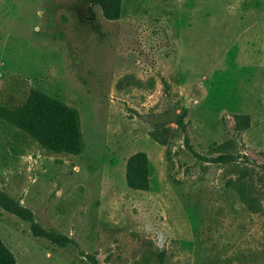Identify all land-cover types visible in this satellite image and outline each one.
Returning <instances> with one entry per match:
<instances>
[{
	"label": "rangeland",
	"instance_id": "374dc122",
	"mask_svg": "<svg viewBox=\"0 0 264 264\" xmlns=\"http://www.w3.org/2000/svg\"><path fill=\"white\" fill-rule=\"evenodd\" d=\"M33 89L78 110L83 148L0 118V192L68 238L0 204L15 264H264V0H0V106ZM170 102L181 124L144 119Z\"/></svg>",
	"mask_w": 264,
	"mask_h": 264
},
{
	"label": "trees",
	"instance_id": "16d2710c",
	"mask_svg": "<svg viewBox=\"0 0 264 264\" xmlns=\"http://www.w3.org/2000/svg\"><path fill=\"white\" fill-rule=\"evenodd\" d=\"M100 6L108 19L119 18L122 0H88ZM0 118L25 133L32 135L42 145L57 152L78 154L83 141L78 110L62 100L31 90L21 104L10 108L0 106ZM181 124V120L177 121ZM150 166L146 152L132 154L126 165V179L129 187L138 190L149 188ZM0 204L19 217L30 221L33 232L63 246L68 238L45 231L33 219V212L0 192ZM0 264H15L12 252L0 240Z\"/></svg>",
	"mask_w": 264,
	"mask_h": 264
},
{
	"label": "water",
	"instance_id": "95a60500",
	"mask_svg": "<svg viewBox=\"0 0 264 264\" xmlns=\"http://www.w3.org/2000/svg\"><path fill=\"white\" fill-rule=\"evenodd\" d=\"M179 113L173 103H168V111L157 114L145 115L144 119L153 124L176 123Z\"/></svg>",
	"mask_w": 264,
	"mask_h": 264
}]
</instances>
